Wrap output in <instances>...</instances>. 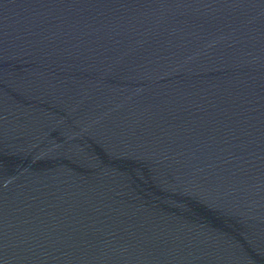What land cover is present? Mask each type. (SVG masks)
<instances>
[{"label": "water", "instance_id": "1", "mask_svg": "<svg viewBox=\"0 0 264 264\" xmlns=\"http://www.w3.org/2000/svg\"><path fill=\"white\" fill-rule=\"evenodd\" d=\"M0 264H264V0H0Z\"/></svg>", "mask_w": 264, "mask_h": 264}]
</instances>
